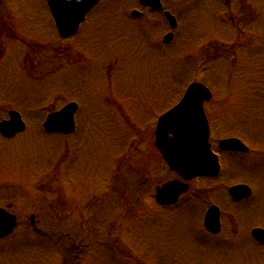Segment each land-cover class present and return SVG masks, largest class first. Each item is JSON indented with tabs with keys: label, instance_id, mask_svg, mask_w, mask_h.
Masks as SVG:
<instances>
[{
	"label": "rangeland",
	"instance_id": "obj_1",
	"mask_svg": "<svg viewBox=\"0 0 264 264\" xmlns=\"http://www.w3.org/2000/svg\"><path fill=\"white\" fill-rule=\"evenodd\" d=\"M138 1H105L64 40L47 0H0V121L15 109L26 122L13 139L0 135V207L19 221L0 241V264H264V249L248 238L264 226V0H190L184 38L163 49L161 13L127 19L142 10ZM180 1L167 3L177 13ZM230 37L243 45L238 53L211 51ZM190 57L203 60L191 73ZM196 80L218 91L209 113L221 133L244 127L235 134L251 152L237 159L243 170L234 178L194 180L180 206L157 208L156 187L178 177L155 147L157 119ZM70 101L79 104L76 133H46L47 114ZM237 182L253 196L234 206L227 189ZM197 189L199 200L190 197ZM210 204L224 214L218 240L231 223L236 240L213 243L204 233Z\"/></svg>",
	"mask_w": 264,
	"mask_h": 264
},
{
	"label": "water",
	"instance_id": "obj_2",
	"mask_svg": "<svg viewBox=\"0 0 264 264\" xmlns=\"http://www.w3.org/2000/svg\"><path fill=\"white\" fill-rule=\"evenodd\" d=\"M162 0H141L145 7L162 8ZM99 0H48L50 12L55 20L61 37H70L79 30L88 12ZM138 14V11H133ZM166 17L171 25L176 26V19L170 12ZM172 39L169 34L166 42ZM212 96L211 90L200 82L191 83L184 97L172 109L160 116L155 133V145L171 170L179 173L185 180L200 175L217 176L220 165L217 156L208 145L209 125L204 111V101ZM79 105L69 102L58 111L50 113L44 121L47 132L72 134L76 129L75 115ZM25 129L22 115L15 110L9 112V118L0 122V133L12 138ZM221 148L248 151L238 139H226L220 142ZM189 185L173 180L157 188V199L162 204H174L179 196L187 192ZM230 194L238 201L250 196L251 188L241 184L230 188ZM34 219V216H32ZM205 227L214 234L221 230L220 210L211 206L205 216ZM17 227L15 215L0 207V239L11 234ZM252 235L264 244V229L255 228Z\"/></svg>",
	"mask_w": 264,
	"mask_h": 264
},
{
	"label": "flooded vegetation",
	"instance_id": "obj_3",
	"mask_svg": "<svg viewBox=\"0 0 264 264\" xmlns=\"http://www.w3.org/2000/svg\"><path fill=\"white\" fill-rule=\"evenodd\" d=\"M190 0H181L180 1V7L182 6V8L180 9V11H178L177 13H175L174 12V10L173 9H171L170 7H169V5H168V3H167V0H163V8L161 9V10H153V9H151V8H146V9H144V8H142V14H140V15H138V16H136V18H141L142 16H144V14H145V11L147 10V12L146 13H149V15L151 14L152 16H154V13H161L162 14V17H161V22H162V24H163V26L165 25L166 27H167V31L163 34V38H162V43L163 44H161L160 45V47H162V49L164 48L163 46H167V44H169L168 42H166V37H167V35L168 34H170V33H174V36H173V39L177 36L178 37V35L180 36V38H184V35H182V33H183V31H184V22H183V14L181 13V11L184 9V8H186L187 6V2H189ZM215 1V5H217V2H216V0H214ZM235 3V0H226V5L228 4V5H231L232 3ZM250 2H252V1H250ZM252 4H253V2H252ZM228 5H227V7H228ZM237 5V4H236ZM240 5V4H239ZM230 7V6H229ZM243 9V6H242V8H241V10ZM167 10H169V11H171L172 12V14L176 17V19H177V25H176V28L175 29H173L172 30V27H171V25H170V21L167 19V17H166V15H165V12L167 11ZM257 10H259V8H257ZM238 11V8H236V12ZM230 12H232V11H229V13ZM215 13H217V11L215 12ZM233 13V12H232ZM231 14V13H230ZM239 18V19H238ZM230 21H235V23H237V22H240V17L235 13H233V15L232 16H230ZM240 24H244L242 21L240 22ZM239 23H237L236 25L237 26H239L240 25ZM146 26V25H145ZM165 26H164V28H165ZM203 36V35H202ZM179 38V37H178ZM201 39V38H200ZM228 40V44H230V45H222L223 47H224V49H223V47L222 46H218L217 47V45L215 44V43H212V49H211V51L212 52H215L218 56L219 55H223V52H226V51H228V50H230V51H234L235 53H236V50L237 49H239L241 46H243V45H238L237 47H236V45L237 44H234V46H232L231 44H233L234 43V40L230 37V38H228L227 39ZM213 42V41H212ZM235 48H237V49H235ZM243 48V47H242ZM241 49V48H240ZM237 53H238V50H237ZM216 56V55H215ZM193 59H194V57H192ZM203 60L202 59H200V64H202L201 62H202ZM237 60H235L233 63H235L236 65H237ZM214 101V99H211V100H209V101H207L206 103H205V105L207 104V105H209L211 102H213ZM212 110H215V109H212ZM212 120L210 119V127H211V130L213 131V124H212V122H211ZM244 129V127L243 128H238V129H232L231 131H232V133H229V134H227V135H225L224 133H223V135H225L224 137H222V138H225V139H232V138H235V139H238V140H240L241 142H243V143H246L245 141H244V139H242L240 136H239V134H235L236 132H238V130H239V132L240 131H242ZM221 138V139H222ZM209 141H210V145H211V148H212V150L215 152V153H217L218 154V156H219V159H220V163L222 164V166L224 167V165H225V162L227 163V160L228 161H230L231 159V163H230V169L227 167V164H226V168H227V172L225 173V175H226V177L229 175V176H231V178H234V176H236V175H234V174H236V173H238V171L239 170H241L240 172H242V170H243V168H240L239 166H241V163L240 162H238L237 161V159H242L243 157H246V156H248V155H250V152H251V149H250V147H249V149L250 150H248V151H242V150H228V149H221L219 146H218V141L216 142V141H214V137H213V133L212 132H210V138H209ZM233 163V164H232ZM212 193V191H208V194L209 195H212L211 194ZM202 195V193H201V189H197V190H195V193H193V194H191V198L194 196L195 198H198V200L200 199V196ZM189 196V193H187V194H184V195H182V196H180V199H179V202L176 204V205H178L179 203H180V201H182L183 199H185L186 197H188ZM227 196H228V200L229 201H231L232 202V204L234 205V206H239V205H243V204H246V203H248V202H250L251 201V199H252V196H253V194L250 196V197H248V198H244L243 200H239V201H235L233 198H232V196L230 195V193L228 192V190H227ZM189 197V198H190ZM207 201V200H206ZM175 205V206H176ZM210 205H212V204H210ZM210 205H208V208H209V206ZM217 205V204H216ZM174 207V206H173ZM220 207V206H219ZM207 208V209H208ZM220 209H221V207H220ZM206 213V212H205ZM223 211H222V209H221V220H223ZM255 227H262V228H264V226H255ZM255 227H253V228H255ZM233 228V231L231 230V235L230 236H228V237H226V238H224V239H221V241L220 240H218L219 239V236L220 235H211V237L209 236V238H211L214 242L213 243H217V242H223L224 241V243H230V241H232V240H236V238H238L239 237V234L237 233V230H236V227H235V224L234 223H231V229ZM252 228V229H253ZM222 229H223V222H222ZM252 231V230H251ZM222 233V232H221ZM228 238H232V239H228ZM249 238V240L250 241H252L253 243H255V245L257 246V248H259V249H264V244H262V243H260L258 240H256L253 236H252V234H251V232H250V236L248 237Z\"/></svg>",
	"mask_w": 264,
	"mask_h": 264
},
{
	"label": "trees",
	"instance_id": "obj_4",
	"mask_svg": "<svg viewBox=\"0 0 264 264\" xmlns=\"http://www.w3.org/2000/svg\"><path fill=\"white\" fill-rule=\"evenodd\" d=\"M54 108H52L51 110H53ZM63 155V154H62ZM58 162H61V161H58ZM58 167H59V163H57L56 165V171L58 170Z\"/></svg>",
	"mask_w": 264,
	"mask_h": 264
}]
</instances>
